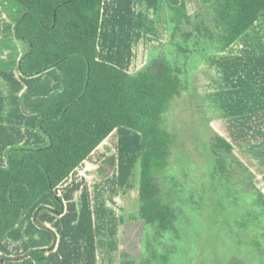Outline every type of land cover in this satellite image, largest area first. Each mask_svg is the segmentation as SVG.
<instances>
[{"label":"trees","instance_id":"trees-1","mask_svg":"<svg viewBox=\"0 0 264 264\" xmlns=\"http://www.w3.org/2000/svg\"><path fill=\"white\" fill-rule=\"evenodd\" d=\"M14 1L25 10L14 26L17 41L25 47L21 75L35 77L57 69L62 80L59 90L40 99L39 108L27 110L40 114L39 129L49 143L13 147L6 154L7 166L0 167V242L44 194L53 197V212L63 214L64 203L55 189L119 127L142 137L138 216L161 233L169 231L173 213L161 200L154 172L174 143L162 127L163 115L188 88L181 67L164 54L151 57L134 75L99 61L103 0ZM204 9L190 16L185 3L169 5V24L177 30L171 31L170 42L184 21L190 24L202 16L195 23L197 34L215 46L209 52H224L260 19L264 0H216ZM175 45L184 53L181 44ZM30 257L47 264L46 250H34ZM121 258L122 264H136L127 253Z\"/></svg>","mask_w":264,"mask_h":264},{"label":"crops","instance_id":"crops-1","mask_svg":"<svg viewBox=\"0 0 264 264\" xmlns=\"http://www.w3.org/2000/svg\"><path fill=\"white\" fill-rule=\"evenodd\" d=\"M215 1L103 0L98 60L137 74L169 46V5L185 3L192 16ZM24 13L14 0H0V167L7 166L6 154L13 147L49 143L39 129L40 114L27 110L39 108L40 99L61 87L57 69L35 77L21 75L25 47L17 41L14 26ZM216 54L199 63L192 92L196 77L202 79L212 69L223 77H264V12L226 51ZM259 90L264 92V84ZM128 139L142 143L139 132L115 129L55 189L64 203L63 214L53 212L55 201L44 194L0 242V264H36L30 257L34 250H46L47 264H121L123 253L142 249L147 223L138 217L141 153L123 147Z\"/></svg>","mask_w":264,"mask_h":264},{"label":"rangeland","instance_id":"rangeland-1","mask_svg":"<svg viewBox=\"0 0 264 264\" xmlns=\"http://www.w3.org/2000/svg\"><path fill=\"white\" fill-rule=\"evenodd\" d=\"M199 18L184 21L163 53L188 85L163 115L174 143L154 172L173 224L165 233L144 224V247L127 254L136 264H264V77H223L212 69L196 77L192 92L199 63L219 56L197 34ZM174 30L169 24V37ZM123 147L141 153L139 139Z\"/></svg>","mask_w":264,"mask_h":264}]
</instances>
